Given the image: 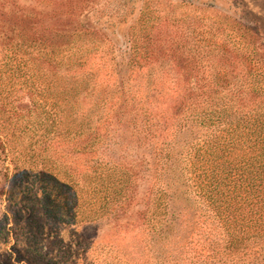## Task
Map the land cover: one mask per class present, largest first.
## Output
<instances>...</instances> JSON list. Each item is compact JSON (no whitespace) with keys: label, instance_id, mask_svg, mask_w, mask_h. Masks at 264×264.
Segmentation results:
<instances>
[{"label":"rangeland","instance_id":"rangeland-1","mask_svg":"<svg viewBox=\"0 0 264 264\" xmlns=\"http://www.w3.org/2000/svg\"><path fill=\"white\" fill-rule=\"evenodd\" d=\"M139 15L161 24L138 59ZM48 30L72 39L38 41ZM197 37L238 47L264 83V0H0V264H254L218 262L206 242L221 224L197 151L225 124L176 112L168 56Z\"/></svg>","mask_w":264,"mask_h":264},{"label":"trees","instance_id":"trees-1","mask_svg":"<svg viewBox=\"0 0 264 264\" xmlns=\"http://www.w3.org/2000/svg\"><path fill=\"white\" fill-rule=\"evenodd\" d=\"M140 15L130 27L138 59L149 52L153 34L146 28L161 24L160 18ZM168 20L174 22L173 16ZM219 26L222 27V21ZM70 34V31L48 30L47 34L36 37L44 42H68L72 39ZM202 40L203 37H197L184 49L173 48L172 44L169 47L172 54L168 56L179 68L178 85H184L183 93L178 94L176 112L206 127L225 124L222 130L213 127V135L203 141L205 150L197 151L199 161L207 157L212 163L211 168H203L195 175L200 198L221 224L216 239L209 238L206 242L212 248L210 254L217 257L218 262L253 258L254 264H264V83L252 77L249 69L239 70L238 60L242 54L238 47H221L209 41L202 44ZM85 90L88 94L92 86ZM82 133L91 134V131L86 129ZM83 140L84 149L94 146L93 141ZM48 151V147H44L41 153ZM125 192L129 194L130 191L125 189ZM149 209L163 212L160 203ZM152 221L147 224V231L162 226L158 220Z\"/></svg>","mask_w":264,"mask_h":264}]
</instances>
